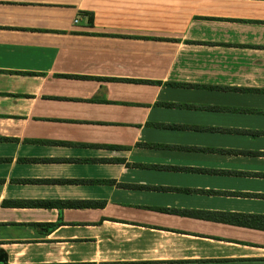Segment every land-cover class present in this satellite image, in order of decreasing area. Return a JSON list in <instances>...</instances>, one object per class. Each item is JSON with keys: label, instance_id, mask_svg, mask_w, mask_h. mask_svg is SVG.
<instances>
[{"label": "crops", "instance_id": "0c3cea01", "mask_svg": "<svg viewBox=\"0 0 264 264\" xmlns=\"http://www.w3.org/2000/svg\"><path fill=\"white\" fill-rule=\"evenodd\" d=\"M0 264H264V0H0Z\"/></svg>", "mask_w": 264, "mask_h": 264}]
</instances>
